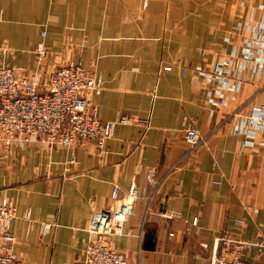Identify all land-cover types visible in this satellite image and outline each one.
<instances>
[{
  "label": "crops",
  "instance_id": "crops-1",
  "mask_svg": "<svg viewBox=\"0 0 264 264\" xmlns=\"http://www.w3.org/2000/svg\"><path fill=\"white\" fill-rule=\"evenodd\" d=\"M259 43L264 0H0V64L46 81L55 66L80 63L102 77V121H148L117 124L102 153L42 138L0 152V189L17 212L15 255L84 264L91 215L116 205L113 184L119 195L132 183L141 192L124 234L110 240L132 263L209 264L218 236L264 240V109L254 110L264 103V68L241 54ZM217 64L226 81L199 72ZM189 125L206 136L193 152ZM151 168L162 183L148 202ZM42 222L53 223L44 235Z\"/></svg>",
  "mask_w": 264,
  "mask_h": 264
},
{
  "label": "built area",
  "instance_id": "built-area-1",
  "mask_svg": "<svg viewBox=\"0 0 264 264\" xmlns=\"http://www.w3.org/2000/svg\"><path fill=\"white\" fill-rule=\"evenodd\" d=\"M44 34V31L40 32L41 37ZM46 52L43 42L39 41L35 48L38 60L44 58ZM241 52L243 57L252 58L255 64L264 68L263 43L243 48ZM222 69L223 66L217 64L212 69L198 70L204 77H222L226 81ZM102 82L100 75L85 71L80 63L55 66L46 81H42L36 73H23L18 68L0 64V152L11 147L16 139L28 142L42 138L51 146L60 145L69 149L90 144L102 153L105 140L113 135L117 124H137L147 128L146 119L127 115L114 120H101L95 97L103 89ZM261 109H264V103L254 110L260 113ZM205 140L206 136L199 134L191 125L186 127L188 152H193ZM73 154L71 152L69 163L75 161ZM146 181L150 187L147 195L150 202L162 180L156 177V169L151 168L146 173ZM140 194L135 183L122 195H119L116 184L111 186L110 200L116 205L91 215L84 264H140L132 263L110 245L112 237L124 234V225ZM21 216L27 223V231H30L35 224L30 209L25 208ZM15 217L17 212L13 200L5 189H0V264H28L13 251L15 237L10 227ZM193 224H196V219ZM52 226L51 222H42L39 226L41 235L50 232ZM209 264H264V240H242L226 234L218 236L212 243Z\"/></svg>",
  "mask_w": 264,
  "mask_h": 264
},
{
  "label": "rangeland",
  "instance_id": "rangeland-1",
  "mask_svg": "<svg viewBox=\"0 0 264 264\" xmlns=\"http://www.w3.org/2000/svg\"><path fill=\"white\" fill-rule=\"evenodd\" d=\"M60 66V65H59Z\"/></svg>",
  "mask_w": 264,
  "mask_h": 264
}]
</instances>
